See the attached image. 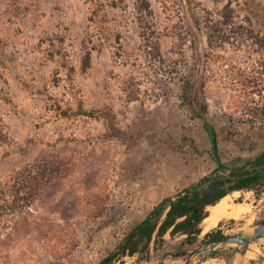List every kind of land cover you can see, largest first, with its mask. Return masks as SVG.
Here are the masks:
<instances>
[{"label":"rangeland","instance_id":"rangeland-1","mask_svg":"<svg viewBox=\"0 0 264 264\" xmlns=\"http://www.w3.org/2000/svg\"><path fill=\"white\" fill-rule=\"evenodd\" d=\"M95 1L0 0V183L49 158L65 178L56 201L41 203L40 227L22 231L4 264H98L153 208L214 177L213 155L229 169L264 151V51L252 40L264 34V0H149L146 32L132 0ZM225 6L233 15L227 31L240 27L245 37L230 34L209 50L206 20L214 26ZM191 72L200 80L188 104ZM202 105L214 153L193 113ZM242 192L229 194L248 207L241 217L207 232L199 224L191 242L185 233L153 237L145 252L114 255L111 264H158L214 230L250 234L264 219V193ZM220 263L264 264V236L245 252L219 247L189 262Z\"/></svg>","mask_w":264,"mask_h":264},{"label":"trees","instance_id":"trees-1","mask_svg":"<svg viewBox=\"0 0 264 264\" xmlns=\"http://www.w3.org/2000/svg\"><path fill=\"white\" fill-rule=\"evenodd\" d=\"M95 3V0H89ZM137 14V22L145 32L151 26L152 11L149 0H132ZM183 2V0H181ZM185 2V0H184ZM214 26H222L216 33V27L209 19L206 20L210 27L205 33L206 47L211 50L218 45H224L228 35L243 37L240 27L229 29L232 24V9L225 6ZM207 29V30H208ZM233 30V31H232ZM147 33H143L145 38ZM191 42L194 44V34H189ZM226 37V38H225ZM245 37V36H244ZM252 38V37H250ZM255 44L264 51V34L261 37L255 36L252 39ZM91 50L86 49L88 56ZM154 51H157L156 45ZM84 66V65H83ZM86 66V65H85ZM194 80H200L197 72H191L186 77V88L183 89V100L192 104ZM204 105L193 111L198 117L204 130L208 133L213 153L216 152V139L212 130L206 125ZM261 116L264 117V107L261 108ZM216 162L215 175L212 178H204L200 181L199 188L186 192L184 196H177L174 199H167L152 211L125 236L118 251L109 255L98 264H111L114 255L132 257L135 254L143 253L147 250L150 242L155 238L157 243L162 242L163 236L170 237L178 233H186V241L191 242L201 232L197 226L206 216V207L216 205L222 198L237 191H251L258 197L264 193V151L260 152L254 159L241 167H231L226 169L214 155ZM62 163L57 164L50 158L47 160H33L26 166L9 173L7 179L0 183V264L8 262V255L5 250L16 245L22 240V231L29 232L34 227H40V223L35 216L41 208V203H54L60 194L57 190L58 184L63 185V176L56 174ZM218 172H224L219 175ZM226 172V173H225ZM164 214V215H163ZM163 215V218L161 219ZM208 240L222 239L224 236L219 230L212 231L204 235Z\"/></svg>","mask_w":264,"mask_h":264},{"label":"water","instance_id":"water-1","mask_svg":"<svg viewBox=\"0 0 264 264\" xmlns=\"http://www.w3.org/2000/svg\"><path fill=\"white\" fill-rule=\"evenodd\" d=\"M264 236V219L258 222L250 234H237L233 236L224 237L222 239L208 240L199 247L190 251H183L178 253H166L161 256V264L165 257L181 258L184 264H189L190 260L194 258L203 257L211 254L216 248L225 246L241 247L245 252L248 245Z\"/></svg>","mask_w":264,"mask_h":264},{"label":"bare ground","instance_id":"bare-ground-1","mask_svg":"<svg viewBox=\"0 0 264 264\" xmlns=\"http://www.w3.org/2000/svg\"><path fill=\"white\" fill-rule=\"evenodd\" d=\"M206 211V216L200 223L202 226V232H207L213 229L222 219H237L241 217L248 212V207L234 204L228 195L222 198L216 205L208 207Z\"/></svg>","mask_w":264,"mask_h":264},{"label":"crops","instance_id":"crops-1","mask_svg":"<svg viewBox=\"0 0 264 264\" xmlns=\"http://www.w3.org/2000/svg\"><path fill=\"white\" fill-rule=\"evenodd\" d=\"M239 192H242V191L232 192L231 194L239 193ZM242 193H243V192H242ZM246 193L249 194V193H252V192H246ZM261 195H262V194H261ZM227 196H228V195H227ZM208 207H212V206H207V207H206V210H207ZM206 212H207V211H206ZM203 219H204V218H203ZM203 219H202V220H203ZM202 220H201V222H202ZM220 221H221V220H220ZM218 224H219V222H218ZM218 224H217V225H218ZM214 228H215V227H214ZM214 231H215V230H214ZM211 232H212V231H211ZM209 233H210V232H209ZM185 234H186V233H185ZM206 234H207V233H206ZM167 235H168V234H166L165 236H167ZM165 236H163L162 239H165ZM168 236H169V235H168Z\"/></svg>","mask_w":264,"mask_h":264}]
</instances>
